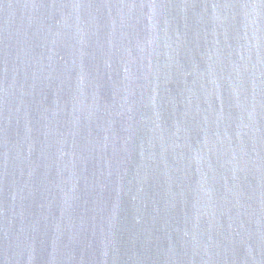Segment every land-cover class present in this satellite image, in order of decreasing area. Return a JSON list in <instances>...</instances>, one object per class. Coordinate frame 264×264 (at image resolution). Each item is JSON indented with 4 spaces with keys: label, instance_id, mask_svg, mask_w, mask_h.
Here are the masks:
<instances>
[{
    "label": "water",
    "instance_id": "95a60500",
    "mask_svg": "<svg viewBox=\"0 0 264 264\" xmlns=\"http://www.w3.org/2000/svg\"><path fill=\"white\" fill-rule=\"evenodd\" d=\"M0 264H264V0H0Z\"/></svg>",
    "mask_w": 264,
    "mask_h": 264
}]
</instances>
